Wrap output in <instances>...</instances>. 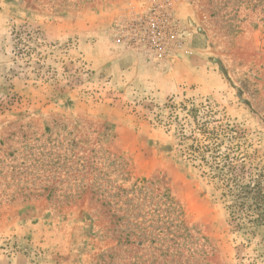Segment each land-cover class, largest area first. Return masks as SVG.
<instances>
[{"label": "rangeland", "instance_id": "rangeland-1", "mask_svg": "<svg viewBox=\"0 0 264 264\" xmlns=\"http://www.w3.org/2000/svg\"><path fill=\"white\" fill-rule=\"evenodd\" d=\"M200 124L264 170V0H0V264H264Z\"/></svg>", "mask_w": 264, "mask_h": 264}, {"label": "trees", "instance_id": "trees-1", "mask_svg": "<svg viewBox=\"0 0 264 264\" xmlns=\"http://www.w3.org/2000/svg\"><path fill=\"white\" fill-rule=\"evenodd\" d=\"M205 134L202 140L193 139L188 154L209 179L223 188L222 196L229 199L227 209L231 215L242 216L248 212L251 226L264 225V170L247 163L248 153L239 147H225L218 142L228 133L222 126L209 129L199 125ZM232 130V129H231ZM233 217V219H235Z\"/></svg>", "mask_w": 264, "mask_h": 264}]
</instances>
